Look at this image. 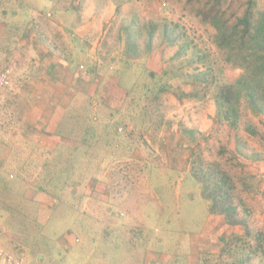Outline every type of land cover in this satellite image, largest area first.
Instances as JSON below:
<instances>
[{
	"label": "rangeland",
	"instance_id": "obj_1",
	"mask_svg": "<svg viewBox=\"0 0 264 264\" xmlns=\"http://www.w3.org/2000/svg\"><path fill=\"white\" fill-rule=\"evenodd\" d=\"M248 1L223 0L215 6V0H0V13H8L5 49H10L19 40L15 33L18 24L12 25L10 21L14 18L23 28L30 17L32 23L25 31L28 46L35 47L34 43L47 49L54 46L58 53L66 56L73 55L71 50L79 48L78 42L85 43L89 47L88 59L101 58L106 66V69L102 68L101 75L115 83L106 88L105 101L120 106L122 96H126L119 88L120 80L114 71L121 66V60L126 59L125 54L133 55L128 45L130 39L137 43L138 58L133 63L135 71L124 72L125 85L134 83L143 67L159 75L165 70H173L180 79H172L170 83L187 94L198 90V97H204L179 99L172 92L162 94L156 100L152 97L144 102L151 114L149 118L139 121V126L127 121L126 129L119 128L120 133H125L126 141L118 152L111 150L109 156L113 157L104 158L101 152L102 158H99L93 151L86 159L79 154L82 159L76 157L72 161L79 168L72 169L69 174L76 176L71 181L82 174L86 180L92 179L90 199L81 196L85 193L84 185L77 186L75 196L69 193L60 195L61 204L58 203L61 192L45 191V180L48 178L46 163L52 158L49 153L30 154L31 158L39 156V159L34 158L37 167L31 164L25 170L12 172L9 169L7 173H0V186L10 185V193L18 202L25 199V194L35 200L37 218L39 213L43 215L44 210L40 211L43 203L56 210L50 224L43 226L45 229L41 237L45 241H36L34 222L29 229L33 232H18L15 226L21 225V215L16 212L15 219L10 221L11 215L5 208L8 215L5 219L14 228L4 233V227L0 225V245L5 250L13 254L18 252L9 243H20L19 238L30 234V239L36 242L20 243L22 250L19 251L23 252L28 264H198L191 263L193 245L202 243L204 234L209 233L205 243H217L218 249L211 244V248L196 250L204 264H264V117L256 116L247 101L243 100L236 141L228 124L216 121V105L212 98L215 87L192 83L194 73L205 71L206 65H212L215 57L222 58L211 40L213 29L208 24L207 15L218 12L233 23L242 17ZM21 3L30 11L21 9L20 16H12L13 11L20 10ZM54 7L55 15L52 11ZM256 10L264 12V0H257ZM83 25L87 29L80 31ZM165 26H177L175 31L180 39L175 45L164 41ZM152 28L155 29L154 38L148 51L146 40ZM133 30L140 31V34L136 37ZM30 34H35L36 41L29 43ZM183 45H190V48L176 56ZM197 57L204 62L193 63ZM89 63L92 61L88 60ZM83 66L81 71L86 70L85 62ZM221 69L231 81L238 76L233 68L220 64L215 66L216 77L221 74ZM80 97L76 109L73 103L68 106L70 114L76 111L83 115L80 108H85L88 101L93 103L98 117L115 113L121 108L112 109L114 111L106 105L103 108L102 101L92 99L87 92ZM67 118L69 114L63 120L72 123ZM104 125V119L100 118L99 130L96 128L98 133ZM66 126V123L62 124L63 129ZM184 129L193 130L194 142L192 136L182 132ZM105 141H101V145ZM81 161L83 164L80 167ZM98 163L101 164L100 169ZM211 164H217L229 177L234 188L236 217L245 222V226L238 225L239 230L231 235L213 234L210 202L203 195L202 184L191 174L192 167L208 170ZM17 177H21L20 181ZM99 181H105V188L111 191L107 201L102 196L106 192L103 193ZM106 208L114 210L111 214L115 215L102 214ZM86 209L91 211L84 216L81 213ZM50 212L47 214L50 215ZM222 216L224 219L225 216ZM58 233L60 236L64 233L70 235L78 244L77 250L62 257L60 252L63 248ZM259 237H262L260 243H263V249L258 248ZM89 243L95 244L88 248ZM148 253L151 262L147 260Z\"/></svg>",
	"mask_w": 264,
	"mask_h": 264
},
{
	"label": "trees",
	"instance_id": "obj_2",
	"mask_svg": "<svg viewBox=\"0 0 264 264\" xmlns=\"http://www.w3.org/2000/svg\"><path fill=\"white\" fill-rule=\"evenodd\" d=\"M215 1V6H218L223 0ZM12 6L14 7L13 4ZM19 8L20 10L18 12H12V16H20L23 10L30 11L27 6L24 8L22 3L19 5ZM43 8L45 9L46 7ZM256 8L257 0H249L247 9L244 11L242 17L238 18L233 23L224 19L223 15H219L218 12L214 15H211V13L207 15V19L209 20L208 24L213 29L211 40L215 49L222 55V58L215 57L212 61V65H206L205 71L194 73V79L192 81V83L195 84H204L205 87L210 85L215 87L212 98L216 105V121L217 123H227L236 141L238 140L237 132L241 120L243 100L247 101L249 108L256 116L264 117V12L257 11ZM52 9L55 15V7ZM29 18L25 24V29L32 23ZM14 23L18 24V27L15 26V28H22L19 26L21 23L18 20L11 24L14 25ZM205 25H207V23ZM175 28H177V26L174 28L165 26L164 28L163 39L168 45H175L179 42L180 36L176 34ZM133 32H136V37L138 33L140 34L138 30H133ZM154 32V28L148 31L146 40L148 51L151 48ZM131 34L132 33H129L128 35ZM128 45L131 47L129 49H132L133 55L129 54V56H127V54H125L126 59L123 58V60H121V66L114 71V74L117 75L120 80L118 84L119 87L126 91L127 101H125L122 107L115 111V113H111L104 118L105 125L102 126L100 133H98L99 131H97V129L99 130L101 117L95 115L93 103L91 101L85 104V108H80L82 109L80 111L83 115L76 113V111L74 114H70L69 112V118L67 119L71 120L72 123L63 121L56 133L60 138V142L57 150L52 154L53 156L51 155L52 158L46 163V168L49 169V171L46 169L48 178L45 180V191L51 193L49 190L51 189L54 193L61 192L58 197L59 204H61L60 195L63 196L65 193H69L75 196L76 193L74 192L77 190V186L84 185L82 187L85 193L81 196H83V198L86 197L87 188L92 181V179L90 180L89 178L86 180L84 174H82V176L80 175L78 179L71 181V179L76 178V176H70V171L74 168H79L75 163L73 164L72 161H74L76 157L78 160H81L82 157L79 154H82L85 156L84 158L87 159L93 151L100 156L99 158H102L101 152L104 158L113 157V155L109 156L112 151L118 152L121 145L126 141L125 133H120L119 128L123 127L126 129L127 121L139 126V121H144L145 118L151 116L148 108L145 106V101L152 97L153 100H156L160 95L167 92H172L179 99L204 98L198 97V90L195 93L187 94L180 91L178 86H174L173 83H170L172 79H180V76L174 74L173 70H165L159 75L153 70L143 67L142 73H140V75L138 74V79H135L134 83L129 86L125 85L127 80H124V72L125 70L129 72L135 71L133 63L135 59L138 58L136 41L130 39ZM189 48L190 45L181 46L176 56H179L181 52H185ZM205 58L206 57H203V59ZM202 62H204L202 58L197 57L193 63L199 64ZM220 64L233 68V70L238 73L237 78L231 81L226 77L223 69L220 70L221 74L216 77L215 66ZM219 67L220 66H218V68ZM197 70L198 69H196V71ZM137 71L139 73V70ZM142 104L144 107H142ZM63 123L67 124L65 129L62 128ZM143 126L144 124L141 125V127ZM249 130L251 134H254L251 129H248V131ZM182 132L189 137L192 136L191 140L193 142L195 141L193 130L184 129ZM105 139L106 143L101 145V141ZM82 162L83 161L79 163L80 167L83 164ZM30 164H34V162L26 161L24 167H14L11 168V170L12 172L20 169L25 170L26 167L29 168ZM13 165H16V163L13 162ZM100 165V163L97 165L99 169ZM191 171L194 178L202 184L203 195L210 202V214L224 215L226 223L231 226H245V222L238 220L236 217L237 207L233 205V185L229 177L219 169L218 165L211 164L208 166V170H205L204 167H192ZM0 173H3V171L0 170ZM9 179L11 181L10 176ZM34 201L33 199H29L25 194V199L18 202L15 195L10 193V185L0 186V209L3 208L5 217H8L5 208H7L9 216L11 215L10 221H13L15 219L14 217L19 212L22 217L20 222L23 227L19 224L20 226L16 225L15 229L17 231L21 230L22 232H33L29 229H31V222H34V227L37 232L34 237L36 238L35 240L39 241L42 239L45 241L43 236L41 237V232L45 227L37 223V204ZM55 211L54 208V212ZM72 211L74 212V210ZM111 215L113 216L115 213ZM29 217L31 220H28ZM3 227L4 233L8 229H14L6 220ZM55 232L58 231L56 230ZM94 233L96 232L94 231ZM94 233L93 235H95ZM59 235L60 233L57 234V237H59ZM259 238L258 248L263 249V243H260L262 237ZM19 240L20 243H31L30 240L32 239H30V234H25L23 238H19ZM35 240H32V243H35ZM15 250L18 252L22 250L21 244L20 247H16ZM18 252L15 254H23V252ZM204 263L205 262L201 260L198 264Z\"/></svg>",
	"mask_w": 264,
	"mask_h": 264
},
{
	"label": "crops",
	"instance_id": "obj_3",
	"mask_svg": "<svg viewBox=\"0 0 264 264\" xmlns=\"http://www.w3.org/2000/svg\"><path fill=\"white\" fill-rule=\"evenodd\" d=\"M0 14V48L3 47L2 50L0 49V75L4 71L9 70L11 72L7 87L4 91L2 90L3 92L0 91V170L6 172L14 167H24L26 161H34L35 163L34 158L39 159V156L35 155L31 158L30 154L33 152L52 155L57 150L60 138L56 133L64 121L63 119L69 114L70 110L67 111V108L73 103L76 109V106L80 104L82 94L85 95L87 92L92 96V99H100L104 104L102 105L103 108L106 105L108 106L106 108L111 111L122 107L126 96H122L120 106L103 99L106 88L114 86L115 83L111 78L101 75L102 68L106 69L101 58L88 59L89 47L85 43L78 42L79 48L71 50L73 55L66 56L58 53L54 46L49 47V49L36 43H34L35 47L28 46L26 42L28 34L25 32L27 29L24 26L15 32L18 34V42H15L10 49H5L4 41L8 29L5 30V27H9L6 25L8 13L2 11ZM16 20L17 18L10 19L12 22ZM82 29L85 30L87 27L83 25L80 31ZM84 33L86 32L84 31ZM11 35L16 37L15 34ZM34 38L35 34H30L29 43L30 41L32 43ZM85 56H87L86 59H84ZM88 60H91L92 63L87 64ZM84 62L86 70L81 71ZM110 69L112 70V67ZM123 91L126 93L124 89ZM25 155L29 158L27 159ZM13 162L16 165H13ZM34 166L36 165H32V167ZM106 184L105 181H99V186H102L104 190L103 193L106 192L102 196L107 201L112 194L109 189L105 188L107 187ZM90 185L84 198L90 199ZM51 208L46 203L40 206V211L41 209L44 210L43 215L39 213L38 216V221L42 226H48L54 217L55 213ZM49 210L51 211L50 215L47 214ZM90 211L91 209H86L81 214L86 216ZM103 211L102 214L107 215L114 210L106 208ZM47 215L49 217L45 219ZM0 216H2L0 217V225L3 226L6 220L3 218L5 217L3 209H0ZM210 220L214 223L212 228L213 234L216 236L231 235L239 230L238 225L227 224L222 215H210ZM208 237H210L209 233L204 234L201 239L203 242L193 245L191 263L200 262L198 251L211 248L212 245L218 249L217 243H205ZM58 240H60V245L63 248L60 252L62 257L77 250L78 244L73 242L70 235L65 233L59 235ZM91 244L94 245L95 243H89L88 248H91ZM9 245L20 247L19 243H9ZM196 250L198 251L196 252ZM39 257L43 258L42 255ZM146 257L148 262H151L152 258L149 257V253L146 254Z\"/></svg>",
	"mask_w": 264,
	"mask_h": 264
},
{
	"label": "built area",
	"instance_id": "obj_4",
	"mask_svg": "<svg viewBox=\"0 0 264 264\" xmlns=\"http://www.w3.org/2000/svg\"><path fill=\"white\" fill-rule=\"evenodd\" d=\"M11 72L4 71L0 75V91L4 90L9 82ZM0 264H28L24 254H13L0 245Z\"/></svg>",
	"mask_w": 264,
	"mask_h": 264
}]
</instances>
